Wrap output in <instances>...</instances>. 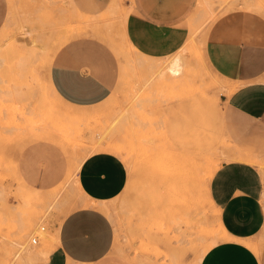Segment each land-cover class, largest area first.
Returning <instances> with one entry per match:
<instances>
[{
  "label": "rangeland",
  "instance_id": "obj_1",
  "mask_svg": "<svg viewBox=\"0 0 264 264\" xmlns=\"http://www.w3.org/2000/svg\"><path fill=\"white\" fill-rule=\"evenodd\" d=\"M4 1L7 9L0 24V45L11 44L23 53L15 55L13 47L0 59V264H47L50 252L45 261L42 251L53 249L49 241L50 222L57 223L67 211L85 202L104 204L107 209L91 206L105 212L114 228L112 249L100 264H173L168 248L160 241L162 235L173 245L180 241L184 245L179 264H194L195 252L186 249L187 236L182 233L186 226L174 216L167 199L168 169L161 162L165 147L178 152L181 137L186 131L194 130L196 118L201 138L197 146L212 162L219 166L233 160L237 151L245 152L229 127V93L223 90L228 84L209 68L202 53L208 26L228 10L223 5L231 0H210L214 2L210 9L200 6L198 9L202 10L186 21L187 38L180 47H184L181 53L191 74L190 83L185 84L192 87L181 83L169 88L152 85L155 79L150 70L125 61L126 48L120 45V20L121 16L128 15L131 0ZM76 37L102 43L111 55L110 70L115 76L112 92L93 107H73L51 92L55 89L48 79V71L53 57L62 45ZM171 54L153 58L163 60ZM110 70L106 67L102 72L108 74ZM73 112L78 115L83 112L87 118L74 117L70 121L67 115H74ZM102 133L104 137L99 140ZM37 142L56 147L68 159L65 179L48 191L26 185L15 171L18 155ZM101 151L118 155L128 170L124 188L108 201L82 196L75 181L82 159ZM256 157L264 166V153ZM24 201H28L30 211L21 210L20 204ZM156 206L165 220L159 236L154 234L146 250V234ZM198 207L204 221L220 236L218 210L204 197ZM37 226H44L47 236L35 230ZM33 237L37 238L35 244L31 243ZM155 247L160 251L157 255L153 252ZM17 252L19 256L15 258ZM37 252L41 255L37 256Z\"/></svg>",
  "mask_w": 264,
  "mask_h": 264
},
{
  "label": "crops",
  "instance_id": "obj_2",
  "mask_svg": "<svg viewBox=\"0 0 264 264\" xmlns=\"http://www.w3.org/2000/svg\"><path fill=\"white\" fill-rule=\"evenodd\" d=\"M197 3L198 0H131L125 21L129 41L150 57L177 51L187 38L186 21L195 13ZM6 9L5 1L0 0V24ZM223 9L228 10L217 16L205 32L204 59L219 78L236 87L227 98L229 127L236 142L246 153L262 156L264 1L231 0ZM94 53L100 59L89 61L91 67L87 70L91 76L85 77L82 61ZM110 56L102 43L85 37L62 45L48 71V79L62 102L88 108L106 100L115 79ZM106 67L108 74L102 72ZM88 79L90 86L79 82ZM15 171L26 185L48 191L65 179L68 159L56 147L37 142L18 155ZM127 177L124 161L103 151L86 155L75 172L82 196L96 201L116 197ZM209 193L230 238L212 246L199 264H264V241L259 254L241 241L258 243L264 232L261 169L242 160L224 161L210 180ZM49 232L54 239H50L53 251L47 264H100L114 243L112 222L105 212L92 206H76L67 211L57 223L50 222Z\"/></svg>",
  "mask_w": 264,
  "mask_h": 264
},
{
  "label": "bare ground",
  "instance_id": "obj_3",
  "mask_svg": "<svg viewBox=\"0 0 264 264\" xmlns=\"http://www.w3.org/2000/svg\"><path fill=\"white\" fill-rule=\"evenodd\" d=\"M69 2H68V4H70ZM71 2H72V0H71ZM211 3L213 4L214 2H210V0H203V1L202 0H198L197 9H195V14L194 15H196L200 10H202V9H198V8L203 7V5L207 6L210 9L211 8L210 7ZM72 5H74V4L72 3ZM230 5H231V3H230ZM252 6L254 7V5H252ZM73 9H75V6L73 7ZM256 9H257V6H256ZM14 10H15V7H14ZM75 10L77 11V9H75ZM259 10H260V6H259ZM71 12H72V10H71ZM79 14H81V13H79ZM212 14H213V12H212ZM121 17L122 18L120 20V31H121L120 45L122 44L126 48V52L124 54H125V61L128 64L134 65L136 67H142V69H146L147 68L148 70H150V72H152V74L154 75L153 79H155V81H154V83H152V85H154V84L155 85H165L166 87L168 86V88H169L170 86H173V85L175 86V85L181 84V83H184V84L187 83V82L190 83L189 81L191 79V74L188 73L189 64H187L186 60L184 59L183 53H181L182 52L181 50L184 49V47H180L177 51H175L174 53H172L169 56H166L163 60H157V59H154L153 57L144 55V54L140 53L134 47V45L129 41V39H128L127 35H126V32H125V21H126V18H127V14H125V15H123ZM192 23H194V19H193ZM80 25H81V23H80ZM190 25H192L191 22H190ZM190 30H191V28H190ZM66 32H67V30H66ZM201 33H203V32H201ZM193 34L195 35L196 33H193ZM192 39H193V36H192ZM32 43H33V41H32ZM1 44H3V45H0V59L5 55V53L8 52V50L10 51L14 47L11 44L9 46H6L5 45L6 43H1ZM188 44L190 46L189 42H188ZM14 48H15V50H14L15 55L16 54L20 55V54L23 53L19 48H16V47H14ZM119 51H120V49H119ZM121 51H124V50H121ZM199 53H198V55H199ZM117 54H118V51H117ZM190 69H193V67L190 68ZM192 82H194V81H192ZM146 84H148V83H146ZM184 84H182V85H184ZM227 84H228V86L225 85V88H223V90L225 92H227V93H231L236 87H233L232 84H229V83H227ZM188 85H190V84H188ZM188 85H186V86H188ZM221 86H222V84H221ZM217 88H218V86H217ZM189 89H188V91L191 90V89L190 90ZM51 92H52L54 97H56L59 100L61 99L59 97V95L54 90H52ZM73 113H74V115H72L71 113L69 115H67L68 119L71 118L70 121L74 120V117H77V118H80V119L87 118V117H84L85 113H83V112H81L79 115L76 112H73ZM132 122H133V120H132ZM188 123H189V121H188ZM193 123H194V130H191L189 132L186 131L183 134L184 136L181 137V139H180V143H179L178 149H177V147H172L173 150L177 149V151H178L177 153H175L176 151H174V153H173L172 151H169V147H165L164 160H163V162H161V165H162V163L165 162L164 166H166L165 168L168 169L167 175L169 176V183H168L169 184V187H168V191L169 192H168V198L167 199L169 201V204L172 205V209L174 210V213H175L174 216L176 218H179L180 221H182L185 224V226H186L185 229L182 231L184 236H187L186 249L187 250H191V251L193 250L195 252L194 264H199L200 261L202 260V258L204 257L205 253L212 246H214L219 241H223V240L229 239L230 236L225 231V229H224L219 217H218V223L217 224H218V228H219V231L221 232V234H220V236H217V233L215 231H213V229H211L208 226V224L204 221L203 215L201 213V209H199V207H198L200 202H201L202 197H204L205 199L208 200V202L210 203V205L212 207L216 208V206H215V204H214V202H213V200H212V198L210 196V193H209V183L208 182L211 180L213 174L215 173V170L218 168V164L212 162L210 157L204 156V154L200 150V146L199 147L197 146V143H199V141L201 139L200 138V132L198 131L199 130L198 129V126H199L198 123L199 122H198L197 118L195 120H193ZM104 134L105 133H102V135H99L98 139L99 140L102 139L104 137ZM187 138L189 140H187ZM188 144H190V146ZM243 151H245V150H243ZM258 158L255 155H252V153L251 154L246 153V152L245 153H238V151H237V153L235 154V156L232 159L242 160V161L254 164V165L256 164V165L259 166V169H261L262 173H264V171H263L264 170V166H263V164L261 163V161ZM165 177L167 178L166 175H165ZM196 193H198V194H196ZM22 201H23V199L21 200V202ZM28 201H24L23 203L20 204L21 208H22L21 210H25L26 208H28V210H29L30 205H29ZM92 203H94V202H92ZM92 203L91 202L90 203L85 202L83 206H91V205L97 206L98 205V206H101L102 209H107L104 204H102V205L100 204L99 205V204H96V203L95 204H92ZM1 211H2V209L0 210V212ZM19 212L22 213L21 211H19ZM161 212L162 211H160L159 206H156L154 208V212L152 214V217H150V224H149L148 231H147V234H146L147 243L145 244V248H146L147 245H149V244H151V242H153V238L155 237L154 234H157L159 236L158 233L161 232L162 222H163V220H165V217L162 215ZM2 215H5V214H2ZM26 216H27V214H26ZM178 228H180V226H178ZM35 230H39V232L41 234H43L44 236H47L48 232L45 231L44 226H40V227L37 226L35 228ZM51 237H52L51 239L53 240L54 239L53 236H51ZM49 241H51V240H49ZM160 241H162L164 243V245L168 248V255H169L170 263L172 262L173 264H179L181 259L184 256L183 255L184 254L183 251L185 250L184 249L185 247H184V245H182V242L180 241L177 245H173L172 242L169 240V238L166 235H162V238H160ZM241 241L243 243H245L248 247L253 249L255 253L259 254L261 245H262V243L264 241V232H263L262 237L259 239L258 243H254L252 241L243 240V239ZM15 243H17V242H15ZM17 244L21 246V244H19V243H17ZM42 248H44V247H42ZM50 250H51V247L48 248V249L45 248V250L42 251V254H45V257H44L45 261L48 258V254H49ZM115 250H116V248H115ZM146 250H147V248H146ZM36 251H37V249H36ZM153 252L156 255L160 253V251L158 250L157 247H155ZM39 255H41L40 252L38 253L37 256H39ZM18 256H19V252L16 253L15 258H17ZM23 259H25V258H23ZM28 260H29V258H28ZM136 260H138V259L136 258ZM137 262H139V261H137Z\"/></svg>",
  "mask_w": 264,
  "mask_h": 264
},
{
  "label": "snow or ice",
  "instance_id": "obj_4",
  "mask_svg": "<svg viewBox=\"0 0 264 264\" xmlns=\"http://www.w3.org/2000/svg\"><path fill=\"white\" fill-rule=\"evenodd\" d=\"M98 59H100V56L98 53H94L88 57V59H85L82 61L83 65L86 66V71L83 73V76L90 77L91 73L87 70L91 67V63H95ZM91 61V63H89ZM82 85H91V80H80L79 81Z\"/></svg>",
  "mask_w": 264,
  "mask_h": 264
},
{
  "label": "built area",
  "instance_id": "obj_5",
  "mask_svg": "<svg viewBox=\"0 0 264 264\" xmlns=\"http://www.w3.org/2000/svg\"><path fill=\"white\" fill-rule=\"evenodd\" d=\"M31 243H33V244L37 243V238H36V237H33V238L31 239Z\"/></svg>",
  "mask_w": 264,
  "mask_h": 264
}]
</instances>
